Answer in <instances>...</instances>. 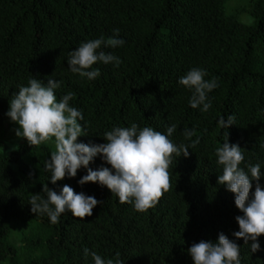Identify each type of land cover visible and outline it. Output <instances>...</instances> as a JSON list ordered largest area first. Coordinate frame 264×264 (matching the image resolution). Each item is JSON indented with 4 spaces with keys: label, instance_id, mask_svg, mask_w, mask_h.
<instances>
[{
    "label": "trees",
    "instance_id": "16d2710c",
    "mask_svg": "<svg viewBox=\"0 0 264 264\" xmlns=\"http://www.w3.org/2000/svg\"><path fill=\"white\" fill-rule=\"evenodd\" d=\"M226 0H0V124L9 101L31 76L61 82L57 100L69 91L70 105L80 110L86 137L83 143H106L104 133L114 127L145 126L167 134L176 145H190L182 131L194 129L199 144L188 157L173 156L169 167L171 189L144 212L99 183L83 186L87 174L80 168L55 185L44 164L53 149L46 143L30 146L26 140L11 153H0V264H94L84 249L105 260L120 253L123 264H193L188 249L193 243L216 242L220 233L240 246V264H264V236L260 250L237 240L236 217L242 213L235 197L217 184L222 166L215 150L228 142L238 144L248 163L261 166L264 187V0H251L254 25L225 14ZM117 48L101 47L121 60L92 66L100 75L89 80L69 70V52L91 39L116 36ZM206 72L205 80L218 86L208 93L212 107L202 112L189 105L192 91L178 83L190 69ZM202 107V106H201ZM233 114L227 130L218 120ZM93 170L107 165L97 156ZM255 181L251 191H255ZM47 185L59 193L64 185L101 202L91 217L70 212L52 223L47 214H33L32 194ZM36 223L37 240H26L22 257L9 243L10 223ZM35 239V238H34ZM34 252H40L36 256Z\"/></svg>",
    "mask_w": 264,
    "mask_h": 264
},
{
    "label": "clouds",
    "instance_id": "9594fccd",
    "mask_svg": "<svg viewBox=\"0 0 264 264\" xmlns=\"http://www.w3.org/2000/svg\"><path fill=\"white\" fill-rule=\"evenodd\" d=\"M116 36L105 39H91L75 50L69 52L67 64L72 73L93 80L100 75L98 69L92 66L98 62L120 65L119 57L97 51L101 47L117 48L125 41ZM206 72L200 68L190 69L180 77L178 83L192 91L189 99L191 108L200 107L202 112H208L212 107L208 93L217 86L216 79L205 80ZM43 80L31 76L28 86H20L9 101L7 116L19 127L15 129L17 138L25 139L30 146H37L52 141L55 151L44 164V170L50 173V182L75 178L80 168H85L87 174L79 181L83 186L88 183H99L106 187L112 195L118 197L120 203L132 204L138 212H144L153 207L158 200L171 189L169 167L173 156L188 157L189 147L199 144V139L192 140L196 135L194 129L185 128L182 135L191 141L190 145H176L169 137L176 131V125L167 128V134L145 126L139 128L133 123L130 127H114L104 133L106 143H83L78 138L86 137L85 127L80 123L84 119L80 110L70 105L74 93L69 91L57 100L55 90L61 82L51 77ZM202 106V107H201ZM235 124L233 114L221 116L218 127L227 130ZM222 146L215 150L217 164L222 166V174L218 175L217 184L225 186L235 197V206L242 215L237 216L239 231L233 233L237 240H243L255 253L260 250L258 237L264 236V187L261 186V166L259 163L246 165L247 171L240 165L244 161L245 149L238 144L228 142V133H224ZM97 156L111 167H100L93 170L90 163ZM255 181V191L252 192V182ZM46 199L39 194H32L29 204L33 214H47L52 223H57L61 214L70 212L75 218L91 217L93 209L101 203L94 196L83 192L76 193L69 185H64L59 193L43 186ZM87 257L91 255L94 264H123L120 253L114 258L105 260L96 252L84 249ZM193 264H240V246L220 233L216 242L203 241L193 243L188 249Z\"/></svg>",
    "mask_w": 264,
    "mask_h": 264
},
{
    "label": "rangeland",
    "instance_id": "374dc122",
    "mask_svg": "<svg viewBox=\"0 0 264 264\" xmlns=\"http://www.w3.org/2000/svg\"><path fill=\"white\" fill-rule=\"evenodd\" d=\"M225 14L230 17L236 18L239 22L245 25H254L256 19L251 13V0H226ZM19 126L12 121L0 124V153H11L19 148L20 143L25 139L17 138L15 135V129ZM80 142V138H78ZM53 151L54 138L52 141L45 142ZM36 223L22 224L18 222L10 223V236L8 243L15 249L19 257H22V245L26 240H37L38 231L36 230ZM35 238V239H34ZM36 256H40V252H34Z\"/></svg>",
    "mask_w": 264,
    "mask_h": 264
}]
</instances>
